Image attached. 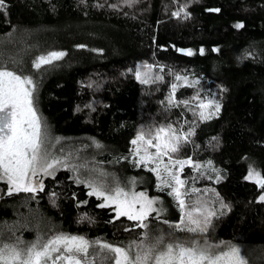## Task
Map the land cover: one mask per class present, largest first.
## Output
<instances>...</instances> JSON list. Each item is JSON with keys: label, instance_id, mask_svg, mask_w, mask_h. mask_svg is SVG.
I'll return each mask as SVG.
<instances>
[{"label": "trees", "instance_id": "1", "mask_svg": "<svg viewBox=\"0 0 264 264\" xmlns=\"http://www.w3.org/2000/svg\"><path fill=\"white\" fill-rule=\"evenodd\" d=\"M4 5L0 66L38 76L35 97L47 125L85 154L91 148L92 155L78 161L115 167L123 181L142 180L140 189L166 196L169 188L156 191L154 173L136 162L131 141L141 130L154 134L169 125L178 133L193 132L173 153L202 166L186 165L181 172L184 199L211 197L216 215L203 233L178 232L175 224L159 229L214 246L237 243L264 263V189L246 179L252 168L264 176V0H4ZM53 51L66 55L35 68L40 56ZM144 65L162 79L141 83L135 73ZM177 75L194 81L177 87L179 106L169 104ZM197 96L218 101L219 114L200 119ZM41 180L43 190L11 194L0 180L3 243L26 248L58 234L83 237L92 246L142 240L145 228L117 218L113 206L100 207L103 199L89 195L70 167ZM179 214L166 218L177 220ZM158 218L154 214L145 223Z\"/></svg>", "mask_w": 264, "mask_h": 264}, {"label": "snow or ice", "instance_id": "2", "mask_svg": "<svg viewBox=\"0 0 264 264\" xmlns=\"http://www.w3.org/2000/svg\"><path fill=\"white\" fill-rule=\"evenodd\" d=\"M4 0H0V8L4 7ZM218 11V10H217ZM179 17L180 12L174 13ZM187 16V13H185ZM242 28L243 24H237ZM203 54V49L200 50ZM186 55H193L188 50ZM66 55L62 51H53L46 56H40L35 62V68L51 64ZM146 71L137 70L135 75L141 83L155 82L162 79L160 76H152V66L144 65ZM177 81H183L184 86H190L186 77L177 75ZM172 92L169 104L179 106L175 101V92L178 84H172ZM36 85L31 77L17 74L7 67L0 66V179L5 180L10 188L9 194L15 192H36L43 190L42 180L36 177L43 174L53 175L56 165L63 162L51 158L48 152L46 122L38 114L35 106ZM197 100L200 119L206 120L218 115L221 105L215 99ZM188 106V101H183ZM211 109V111H208ZM193 132L178 133L172 125L160 127L152 134H146L141 130L137 137L131 141L134 146V156L139 157L138 164L155 165L149 171L156 173L161 187L171 189L169 195H173L183 213V217L175 227L180 231L206 232L211 223V218L216 215L215 210L205 209L199 205L191 206V210L185 211L186 202L184 196L188 195L184 189L186 181L181 179L180 173L186 165L200 170L201 165L193 164L191 159H174L171 154L177 153L182 143L188 142V137ZM155 141V143H153ZM99 146V145H98ZM154 148L155 152L149 151ZM164 157H168V163H164ZM211 167V162H209ZM215 171V169H213ZM246 179L254 181L264 189V176L254 168L250 169ZM217 182L220 176L217 173ZM91 191L89 195L103 198L104 203L100 207L115 205L116 216H125L129 220L138 221V226L147 228L145 221L152 213L159 214L154 205L156 200L149 198L144 192L125 191L117 186L106 188L102 184L86 181ZM192 192L197 191L191 189ZM264 201V195L260 196ZM222 208L227 205L221 204ZM147 238L145 233L144 239ZM162 238L155 243H130L126 247L113 246L104 243L101 247L113 254V264H247L241 249L234 245L227 246L226 250L213 252L211 246L202 247L198 242L187 245L182 242L168 243L160 248ZM92 245L83 237L58 234L47 240L37 241L26 248L16 244L0 242V264H95V256L89 259V248ZM136 249L133 254L132 250Z\"/></svg>", "mask_w": 264, "mask_h": 264}, {"label": "rangeland", "instance_id": "3", "mask_svg": "<svg viewBox=\"0 0 264 264\" xmlns=\"http://www.w3.org/2000/svg\"><path fill=\"white\" fill-rule=\"evenodd\" d=\"M141 71L142 72L146 71V69L142 68ZM17 74H22L24 76L31 77L33 79L35 85H36V91H37V83H38L37 78H38V76L34 72H31L29 70H24L22 72H17ZM187 80L190 82V85H192L194 82L193 80H190L189 78H187ZM177 84H178V87L184 85L183 81H178ZM36 91L34 93V96L36 95ZM35 106L38 110V114L40 115L36 97H35ZM208 111H211V109H209ZM46 133H47V139H48L47 148H48V152H49L50 157L55 158V159H59L63 162L62 164L56 165L55 168L53 170H51V171H53V173L60 168L70 167V170L73 172L74 178L76 180H78V182L85 184L87 187H88V184L86 183V181H92L95 184H102L106 188H115V187L119 186V187L123 188L125 191H129V192L130 191H135L137 193L144 192V193H146V195L149 198L157 201V203L154 205V207H156L158 210H160L159 214L152 213L150 216H153L154 214H156V215L160 216L161 218H158L156 221H151V220L149 222L147 221V228H145L143 238L139 243H141V242L155 243L157 240H160L162 238V243L160 244V248H163L164 245H166L168 243L182 242V243H185L187 245H191L193 242H198L202 247L211 246V250L213 252H219L222 250H226L227 246L234 245V246H237L241 249V253H242V255L245 256V259L247 260V264H264L260 261V257L258 256V253H255V251L248 249L247 247L240 245V244H237V243H230V244L221 245V246H214V245H209V244L201 242L200 238L191 237L189 239H184V238H179L177 235L173 234L170 231L160 230L159 228H162L165 225L170 226V227H172V224L177 225L178 223H180V221L183 217V213H182V211H181V209L177 203V200L174 198L173 195H169V192H171L170 188L166 190V192H167L166 196H161V195H157V194L154 196H151L148 194V191H146L144 189L142 190L139 188L138 184H141V183L143 184V182H141L142 180L131 178V179H129L128 182H125V181H123L124 179L121 176L120 170L115 168V167H110V166H107L104 163H100V162H88V161L81 162V161H78V160L84 159L85 157H90L92 155V151H91L90 147H88L89 152H87L85 154L83 152L85 150L83 148H81V146L79 147V145L76 142L71 141L70 139L64 138L62 136H58L56 133L53 132V130L49 127V125H47V123H46ZM153 143H155V141H153ZM149 151L155 152V149L150 148ZM171 155L174 159H177V156H175L173 154H171ZM137 159H139V157H137ZM164 163H168V157H164ZM154 166L155 165H153V164H148L147 166H144V169L149 170V168L154 167ZM154 175L156 176V173H154ZM44 176L45 175L41 174V175L37 176L36 179L41 180V178ZM156 179H157V176H156ZM0 180L6 182L3 179H0ZM156 185H157V187L155 190L156 191H162L161 189L163 187H161L160 181L158 179H157ZM8 186H9V184H8ZM9 188H10V186H9ZM90 191H91V189H90ZM13 192H15V191H13ZM21 192H23V191H21ZM103 202H104V200H103ZM185 202H186V206H187L185 211L191 210V206H194V205H199L202 208L204 207L205 209L216 210L215 205H214V201L211 197L210 198L209 197H202L201 198L198 196V197H195V199L185 201ZM110 206L115 207V205H110ZM173 212L174 213L175 212L180 213L178 215L179 219L171 220L169 218H166V217H170V215H172ZM153 224H159L158 230H152L151 226ZM176 230H178V229H176ZM173 232H175V230H173ZM178 232H179V230H178ZM145 233H147L146 239H144ZM189 233L192 235V234L203 233V232L197 231V232H189ZM0 242L3 243L1 238H0ZM129 244L130 243L125 244V245H117V246L118 247H126ZM96 247L102 248L100 245L99 246H91L89 248V253H92L93 255H97V257L95 259V264H113V259H112L113 254L109 253L107 250H105L103 248L98 250ZM135 251H136V249L132 250L133 254L135 253Z\"/></svg>", "mask_w": 264, "mask_h": 264}]
</instances>
